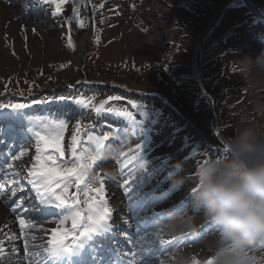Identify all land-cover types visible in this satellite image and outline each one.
I'll return each mask as SVG.
<instances>
[{"label":"rangeland","instance_id":"obj_1","mask_svg":"<svg viewBox=\"0 0 264 264\" xmlns=\"http://www.w3.org/2000/svg\"><path fill=\"white\" fill-rule=\"evenodd\" d=\"M102 1L74 0L76 7L67 1L65 4H59L64 14L62 12L56 14L64 22L71 20V24H67V27L72 33L68 35L66 41L70 51L78 46L83 35L89 32V27L94 25L93 35L86 42L84 60L80 65L65 58L67 61L57 60L56 63H52L54 69L48 71L41 63L48 60L45 59L42 48L40 49L43 50L42 52L27 48L26 51L22 50L23 52L20 51L18 54L15 51L9 52L8 57L0 56V64L5 68L0 73V103L37 105L38 98L42 97L39 94L50 92V88H56V90H73V94L82 91L84 94L81 98L87 102L91 100H87L86 95L87 97L91 95L94 99H99L101 95L100 98L104 97L102 102L116 103L125 99L133 106H137L136 103L141 104L136 108V114L141 118L147 117L146 114L141 115V112L146 110L148 114L151 112L150 116L153 118L160 117L154 123L157 133L164 129L169 137L163 140L171 149L165 155L174 156L176 163L182 165L178 144L185 143L189 151L193 148L201 151L200 159L195 158L198 155L193 156V163L188 164L190 165L188 170L183 168L181 171L180 178L184 184L180 194L166 204L170 208L176 207L190 193L185 188V178L196 180V168L203 159L224 153L227 140L241 118H247L263 128L262 122L256 118L255 105L242 98L245 93V81L239 47L244 34L255 43L260 42L259 40L264 42V0H189L177 14L167 12L168 9L174 10L177 7L176 0H139L143 11L139 18H136L139 22L133 28L125 27L119 20L113 19V13L126 11L122 2L118 4L116 0H108L106 1L110 3L108 9L102 10L100 7ZM95 6L101 9L96 16L92 12ZM56 18L60 20L57 16ZM76 29L78 35L73 33ZM57 33L55 30L54 36ZM69 38L72 47H69ZM53 42L43 46L53 48ZM60 57L61 54L58 53L53 59ZM68 71L74 76L73 84L70 85L65 84L63 77ZM76 77H87L94 81L105 80L107 85L102 86V90L99 91L98 86H90L92 80L81 84L75 80ZM116 82H128L143 89L127 92L123 87L112 85ZM156 89L162 91L159 92L160 94H168L167 99L171 98L169 102H174L172 104L177 108L180 107L181 113H173L167 108L160 98L161 96L165 99L162 95L151 99L146 96ZM257 89L256 93L261 98L264 89L261 91ZM143 90L149 91L144 93ZM73 94L71 95L75 96ZM139 98L148 101L134 100ZM41 101L40 104H43V99ZM152 101H159L160 105ZM38 120L42 123L35 125L33 130L45 127L42 119L38 118ZM182 120L189 121L193 125L191 128L197 133L198 138H192L193 132L189 131L191 128L182 123ZM66 123L68 126L64 130L62 141L65 163L72 159L71 140L74 134L78 135V139L81 137L82 144L78 146L79 148L87 147L88 138L84 137L83 132L91 133L89 136H93L92 129L87 131L85 127L77 128L76 124L68 120ZM191 141L196 142L190 145ZM20 149L19 153L23 152L24 155L20 156L14 169L20 172L14 180L20 178L27 181L22 184V191L26 189L23 195L29 198L35 194L26 177L34 163L36 139L32 144ZM21 167L23 171H20ZM166 168L170 171L174 170L173 166ZM92 172L93 170L90 174ZM194 216L195 230L207 223L211 224L203 219L200 213ZM171 234L173 233L162 229V238ZM206 241L202 245L191 243L174 248L164 256L163 264H176L181 255L190 257L192 264H207L210 259L209 243L212 241Z\"/></svg>","mask_w":264,"mask_h":264},{"label":"bare ground","instance_id":"obj_2","mask_svg":"<svg viewBox=\"0 0 264 264\" xmlns=\"http://www.w3.org/2000/svg\"><path fill=\"white\" fill-rule=\"evenodd\" d=\"M66 1L72 3L74 7L77 6V4L74 2V0H0V56L3 55V57H8L9 52L15 51L16 54H18L22 50L26 51L27 48H29V50L31 48V51H33V50L39 51L42 48L44 51H46V52H44L42 50L43 53H45L46 58L45 57L44 58L48 59V60L41 61V63L44 67H46V70H48V71L54 69V65H52V63H56L57 60H59L60 62L67 61L66 60L67 58H68V60H72L76 65H80L81 61L84 60V52L87 48L86 42L89 39V37H91L93 35V28H94L93 26L94 25L89 27V32H86L85 35H83V37L80 39V43L78 44V46H76L74 49L72 48L73 52L70 51L68 46H67L66 41H67L68 35L72 33V32L71 33L69 32L70 28L67 27V24H69V23L71 24V20H67L68 22L62 21L61 18L56 14L57 11H55L57 9L58 4H60V5L62 3L65 4ZM106 1H108V0H103L100 3V7L102 10L108 9V6L110 3L108 4V3H106ZM116 1L118 2V4L120 2H122L121 4L124 5V8H126V11H122V12L119 11L118 14L113 13L114 14L113 19L119 20L121 23H123L125 25V27H130V26H131V28L135 27L139 22V20H137V19L139 18V15H141V13L143 11L142 7L140 6L141 2H139V0H116ZM176 1H177L176 2L177 7H175L174 10L168 9V11H167L168 13L171 12L172 14H177L179 12V9L182 8L185 5V2H188L189 0H181V1L176 0ZM123 2L126 4H124ZM132 6H133V8H132ZM83 7H85V6H83ZM60 9L61 10L59 13L62 12V9H63L62 6ZM101 9H99L98 7L95 6L94 10L92 12L96 16V14L98 13V10L101 11ZM62 13L64 14V12H62ZM56 16L58 18H60V20H58L56 18ZM255 29H256V27H255ZM55 30H57L58 33L54 36ZM248 32H250V30H248ZM73 33H76L78 35V30L76 29V31H74ZM247 36L248 35H246V34H244L242 36L240 47H239V57H240V61L242 64L243 76H244V81H245V84H244V86H245L244 92L245 93L242 95V98L245 101L252 102L255 105V107H256V118L258 119V121L262 122V125H263L262 127L264 128V95H261V98H259L257 93H256V91L258 90L257 88H259L260 91L264 89V73H260V72L256 71L255 69H253L252 71H248V67L244 61L245 57H251L253 60H255L256 57H258L262 52H264V42L259 40L260 42L255 43L253 41H250L247 38ZM251 37H252V34H251ZM51 40H53L54 42ZM51 42L54 43L53 48L43 46V44L44 45L45 44H52ZM50 46H52V45H50ZM58 53L61 54L60 59L54 60L53 56H55ZM3 70H5V68L2 67V65L0 64V73ZM63 77L65 79V81H64L65 84H69V85L73 84L72 79L74 76H73L71 71H68V73H65L63 75ZM75 80L77 82H80L81 84H83L85 81H87V80L91 81L92 79L87 78V77H79V78L76 77ZM105 85H107V83L105 84V80H95V81L92 80V83H91V86H98L99 91H101L102 86H105ZM112 85H114V86L118 85L120 88L123 87V88L127 89V92H130L129 90L142 91V89H143V88L141 89V87L130 84L128 82H116V83H113ZM50 91L51 92L56 91V88H50ZM89 91L91 92V90H89ZM148 91L149 90H146V91L143 90L144 93L148 92ZM153 91H155L157 93L162 92L160 89H156ZM59 92H60V89H58L56 93H59ZM163 94H160V95L165 97V99H164L163 97L160 96L162 103H163V101L169 102V99H171V98L167 99L169 97V95L166 93L164 95ZM65 96H66V99H64L62 101L59 100L60 102L58 103V105L54 104V105H57V107H51L49 109L48 112L50 114L54 113V109H58L59 107H61L63 109L65 107H68V108L72 109V111L77 112V114L82 112V110L89 108L88 106L78 104L77 103V100L79 99L78 97L71 96L68 93ZM72 97H74L76 100H73ZM100 97H101V95L99 96V99H91L92 97L90 95L89 97H86V99L91 100L92 106H97L96 104H94V102L96 100H98L99 105L104 100V97L103 98H100ZM46 101L48 103H50V101L48 99H46ZM127 101L129 102L128 99H127ZM112 102L113 101H107L104 105V108H108V109L111 108V109L115 110L113 112H105L106 117L109 118L108 119L110 122L109 126L112 127L113 129H115L114 125L117 124V121H125L126 120V118L124 116H122L121 114L126 110H133V108L127 106L128 103L125 101V99H121V100L117 101L116 103H112ZM169 103H174V102H169ZM38 105L41 106L40 103ZM27 107H29V105H27ZM179 109H181V108L179 107L178 110ZM1 111L4 112V110H1ZM9 111H10V113L14 112L12 109H9ZM17 111H19V110H17ZM103 111H106V110L103 109ZM16 113L18 115H20V111H19V113L14 112L12 115H8L5 117L0 116V121L2 122V124H4L3 127L0 124V126H1L0 127V134H3V136H10L9 133H11L12 131H18L20 129H24L26 124H28L26 122V120H25V122L21 123V121L19 119H15ZM33 113L34 112H32V114ZM82 116H84V115H82ZM75 118L77 119V121H80L79 123L81 125H83V123H85V120H83L78 115H75ZM12 120L16 126H9L10 123L12 122ZM134 122L136 123V126H134L136 128L138 126V123L141 122V118L138 115H135L134 116ZM182 123L186 124V126H188L190 128L193 126L191 123H189V121L184 122V120H182ZM125 129H127V130H125ZM124 130L125 131H123V133H126V131H128V128H124ZM20 131H22V130H20ZM189 131H191V133L193 132L192 136H194V137H192V138H198L197 133L195 131H193L192 128ZM25 133L26 132H24V134ZM131 133H132V135H134L133 131H130L129 133H126V134H127V136H131L130 135ZM146 133L148 135H151V139H156V136L154 134H151L150 130H148ZM25 136H26V138H29L28 135H25ZM120 140H123L122 134H119V135L115 136L114 138H112L110 140V142L108 143V145L105 148H103V152L110 150V147H112V145L119 147L121 144ZM8 141H9V139L5 138V140L0 142V150L1 151H3L2 146L7 145L6 142H8ZM25 142H28V139H26ZM25 142H22L21 144L23 145V143H25ZM142 142L143 141H139L137 143L141 146L148 144V142L146 144H141ZM194 142H196V141H191L189 143H190V145H193ZM21 144L18 147L22 146ZM175 144L177 145L176 142H175ZM177 147L180 150V151H178V153L180 154V157L182 158V165L181 164L176 165L173 168L174 170H172L169 173V175L178 176V175H181V171L183 168H186L188 170V167L190 166L188 164L193 163L192 162L194 160L193 156L198 155L195 158L200 159L199 156H200L201 151L198 150V148H193V150L189 151V149L185 143H180L177 145ZM115 150H117V149L115 148ZM156 151L160 154L165 153L163 141H162V145H161V143L158 144V148ZM170 151H171V149L169 148L167 153H169ZM0 154H1V152H0ZM120 154H124V152H121ZM104 155L108 156V157L109 156L116 157L117 155H119V149L117 152L112 151L108 154L105 153ZM100 156H102L101 153H100ZM143 156H145V155H143ZM117 158L120 159V157H117ZM152 158L154 159L155 163H157L159 161L158 157L155 155H152ZM168 158H170L169 155H168ZM110 160L112 161V160H116V159L110 158L109 161ZM135 161H137L139 164H141L145 160L141 162V160L139 158H137L136 160H133V162H135ZM3 162H4V165L6 167H8V165L11 164L10 160L7 161L6 158L3 160ZM173 162H174V160L170 159V161L166 160L165 164L169 165V164H172ZM117 171L120 173V177H113L111 175H106V176H104V179L102 180L103 183L110 184V190H111V196L106 195L104 193V198L108 202V207L112 209L113 220H111L110 223L112 224V226H117L116 228H113L114 232L119 233L118 229H120L121 231H123L125 233L122 232L123 235H119L118 236L119 238H124L125 236H127L125 239L132 238V240H131V242L126 240L125 242H128V243H124L123 240L116 239V237H117V235H116L114 237V239H112V240L102 241V244L104 247H106L108 249H115V252L113 253L114 256H116V254L124 255L123 254V252H124V253L129 254L132 258H133V254L139 253L141 248H143L144 251H143L142 255H143L144 259H150L151 264H163L164 256L167 255L169 252H171L175 248V246H177V244H179V241H177V240L180 237H183L184 236L183 233L188 232V230L184 229L180 232L171 234L169 237L162 238L161 234H162V229H164V227L162 228L160 226L162 223H161V220H158V216L161 214L162 216H164L165 219H168L169 214L172 213L173 209L170 208L169 206L160 205V203L155 202L154 198H152L153 196H155L153 193H154V189L156 187V185L154 186V182H156V181L155 180L150 181L149 178H147L145 175H142V174L136 176L137 181L141 186L139 188L134 189L135 192L133 193V195L136 196L135 199L133 200L131 198L129 200V198L126 197V195H125L126 189L125 190L122 189V183L126 182V181L128 182L130 179L125 174L127 172H123L121 169H117ZM164 171L166 172L165 168H164ZM14 173H15L14 171H13V173H12V171H9L7 177H9V178L14 177V175H15ZM104 173H105L104 171H102V170L100 171L101 176H103ZM183 174H185V173H183ZM185 179H186V180H184V182L186 183L185 188H187L188 191L190 192V189L196 180H195V178H185ZM180 185H178V187H180ZM19 192H22L21 196L18 194L15 196V195H12L10 193V195L7 196V198H9V200L7 201L6 204H2L0 202V240H3L5 242L4 247L6 249V252L4 253V255L0 256V264H40V261H43L45 259V257L40 252V250H38L36 252V253H40V255L39 256L36 255L34 257H31V260H29L25 257L24 243H25V240H27L26 234L24 233L23 235H21L19 221L17 218L21 217V218L27 219L28 217H33V223L36 225L35 228L37 230L32 232V237H36V239H35L36 242H39L40 237H42V236H44L45 238L48 237V239H49L52 230L58 228L57 227L58 221H54L51 224V222L45 218L47 216L46 215L47 212H49V213L54 212V208H48L46 210L45 206L40 205L38 201H37V203H38L37 204L35 202V200H33V198L35 197V194H33L29 198H28V196L25 197V195H23V193L26 192V189H24L23 191L20 190ZM179 194H180V192L178 193V195ZM189 196L187 198H184L183 199L184 201L182 200L183 202L179 206V213L182 211V207L183 208L185 207L188 209V214L192 213L191 208L189 207L190 202L192 200L191 193H189ZM130 197H132L131 194H130ZM175 197H177V196H175V194H174L170 197V199H174ZM139 199H143L145 201H146V199H150V201L152 200L154 203V208L159 209L161 212H160V214L157 215V219L154 222L153 226L151 224L150 225L148 224V228H149L148 231H145V232L139 231L136 233V235H134L132 237V236H128L126 234V233L131 234V232H128L129 230H127L126 227H130L132 232L135 234L136 229L137 230L139 229L138 225L139 224L141 225V223L144 222V221H141L140 223H137L139 217H134L133 220H131V218H130L131 213H129V209L131 210L132 209L131 206L134 204V201L139 200ZM13 201L18 202V203L23 202V207L20 209H17V211L14 212L12 210V208L14 206ZM145 201H143V202L147 206L146 203L149 204L150 201L149 202L148 201L145 202ZM33 205H35V206H33ZM25 209H27V215H25V212H24ZM114 209H116V210H114ZM120 213H122V215ZM133 213H136V212L134 211ZM195 214L196 213H192L193 216ZM120 216L125 218L124 222H122V224L115 225L114 222H117V219ZM139 216L143 218V215L139 214ZM39 217L42 218V221ZM121 221H123V220H121ZM50 226H51V228H50ZM141 226L143 227V225H141ZM188 234H190V232ZM100 235L104 236L105 233L101 232ZM12 236H16L17 239L12 240L11 239ZM192 236L194 237L195 244L202 245L206 240L212 241L213 238H215V236H216V231H215L212 224L208 225V223H207L203 227H200V229L195 230L194 235L193 234L189 235V237H192ZM159 239H163L165 241L170 242L168 244L163 245V247L165 249V251L163 253H161L159 251V248L161 247L157 243V241ZM33 242H34L33 239L30 241H27L28 246H29V252L33 249V247H32ZM189 242H191V239H189L188 244H189ZM152 243L154 244V246ZM13 245H15L16 248L19 250L17 253H12L10 251V249L12 248ZM119 245H122L121 248H119ZM41 248L43 249L42 246H40V249ZM118 248L120 250H122L123 252H118L119 251ZM149 248H151V251L148 250ZM129 249H131V251H129ZM29 255H31V253ZM135 259L139 261L141 259V256L135 255Z\"/></svg>","mask_w":264,"mask_h":264},{"label":"snow or ice","instance_id":"obj_3","mask_svg":"<svg viewBox=\"0 0 264 264\" xmlns=\"http://www.w3.org/2000/svg\"><path fill=\"white\" fill-rule=\"evenodd\" d=\"M60 10L58 4L57 12ZM69 47H72L70 38ZM38 103H42V101H38ZM77 103L92 107L90 103L86 104L84 98L78 99ZM104 103L106 102L96 106L95 110L97 112L103 110ZM24 107L23 104L0 103V109L10 108L17 111ZM107 110L114 111L111 108ZM67 126L64 120L51 119L44 128L32 130L36 138V154L26 178L36 194L34 199L40 205H44L46 210L48 208L67 210L68 215L64 217V220H71L70 229L52 230L50 238L44 245L43 256L45 259L40 261V264H123L124 256L122 254L120 259H116L113 255L115 249H108L102 244L104 240L114 239L118 232H114L110 223L112 209L108 207V202L104 198L103 186L99 188L91 186V167L97 159L101 158L100 152L104 148V142L108 136L107 134L102 138L89 136L87 147L79 148L82 141L78 139V135L74 134L71 140L72 159L65 163V149L62 141ZM79 127L80 124L77 122V128ZM22 155H24L23 152L20 155H13L12 159L19 160ZM8 167L12 169L13 166L9 164ZM14 174L19 176L20 172L16 171ZM127 183L126 181L125 184L127 185ZM2 187L0 186V190ZM73 187L76 189L75 193L70 192ZM9 191L15 195V190L10 188ZM81 192L85 197L83 200H81ZM130 192L131 189L126 187L125 195L129 200L131 199ZM13 204L15 205L12 208L14 212L23 207V202L13 201ZM81 205H86V208H82ZM24 212L27 215V209ZM17 219L21 235L26 230L36 227L32 218L26 220L18 217ZM63 222L61 221V223ZM140 222V220L137 221V223ZM101 232L105 235L101 236ZM11 239L15 240L17 237L12 236ZM32 239L35 240L36 237H32ZM4 243L3 240H0V256L6 252ZM157 243L161 246L159 251L163 253L165 251L163 245L170 242L159 239ZM24 247L25 257L31 260L27 240H25ZM148 250L151 251V248ZM10 251L17 253L19 250L13 245ZM143 251L144 249L141 248L139 253L133 254V259L129 261V264H151L150 259L143 258ZM35 255L39 256L40 253H35ZM135 255H140L141 259L136 260ZM207 264H211V261L208 260Z\"/></svg>","mask_w":264,"mask_h":264},{"label":"clouds","instance_id":"obj_4","mask_svg":"<svg viewBox=\"0 0 264 264\" xmlns=\"http://www.w3.org/2000/svg\"><path fill=\"white\" fill-rule=\"evenodd\" d=\"M248 71L264 73V52L245 57ZM174 185L182 183L173 175ZM192 213L211 222L216 236L210 243L211 264H264V128L241 118L225 151L210 155L196 168L190 189ZM195 216L170 213L164 230H195ZM176 264H192L180 256Z\"/></svg>","mask_w":264,"mask_h":264}]
</instances>
